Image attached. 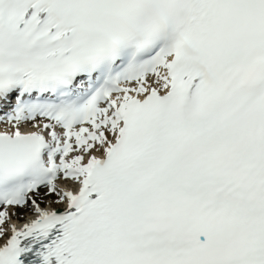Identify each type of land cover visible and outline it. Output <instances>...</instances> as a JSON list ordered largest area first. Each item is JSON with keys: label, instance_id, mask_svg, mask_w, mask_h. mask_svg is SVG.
Segmentation results:
<instances>
[{"label": "snow or ice", "instance_id": "snow-or-ice-1", "mask_svg": "<svg viewBox=\"0 0 264 264\" xmlns=\"http://www.w3.org/2000/svg\"><path fill=\"white\" fill-rule=\"evenodd\" d=\"M0 264H264V0H0Z\"/></svg>", "mask_w": 264, "mask_h": 264}]
</instances>
